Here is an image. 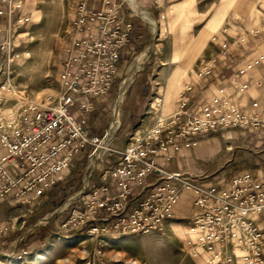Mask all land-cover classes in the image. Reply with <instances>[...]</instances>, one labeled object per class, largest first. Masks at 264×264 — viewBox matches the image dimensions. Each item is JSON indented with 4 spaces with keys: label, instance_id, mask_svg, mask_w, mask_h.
I'll return each instance as SVG.
<instances>
[{
    "label": "built area",
    "instance_id": "built-area-1",
    "mask_svg": "<svg viewBox=\"0 0 264 264\" xmlns=\"http://www.w3.org/2000/svg\"><path fill=\"white\" fill-rule=\"evenodd\" d=\"M73 1L69 40L58 72L61 91L53 99H33L17 90L10 79L18 56L17 32L30 16L21 11V0H0V147L4 150L0 154V201L19 202L32 213V203L64 194L61 205L33 226L62 214L59 230L102 239L162 231L180 192L191 191L200 208L187 230L191 256L203 258L206 264H264V226L260 225L264 178L249 170L222 185L168 168L182 148L195 147L199 138L219 129L264 131V108L243 111L222 87L209 100L196 101L189 83L179 91L171 115L162 113L157 99L149 113L150 124L130 133L123 146L114 147L113 136L106 139L110 130L93 133L87 118L113 88L131 42L132 23L120 13L124 0H98V5ZM229 30L225 27L210 36L223 55L229 46ZM263 30L264 22L251 26L233 42L245 43L247 35L257 37ZM216 60L215 56L201 59L196 76L211 74ZM263 60L264 54L258 53L237 69L235 77ZM259 83L236 85L234 93L242 94ZM257 105L256 101L251 104L255 109ZM74 164L81 172L80 185L68 194L60 189ZM10 231L8 222L0 223V240ZM8 253L23 259L30 252L14 247Z\"/></svg>",
    "mask_w": 264,
    "mask_h": 264
},
{
    "label": "rangeland",
    "instance_id": "rangeland-1",
    "mask_svg": "<svg viewBox=\"0 0 264 264\" xmlns=\"http://www.w3.org/2000/svg\"><path fill=\"white\" fill-rule=\"evenodd\" d=\"M21 1V11L27 13L30 20L17 32L15 51L18 56L11 66V83L30 98L39 99L49 96L53 99L61 91L58 72L63 48L69 40L74 1ZM126 1L124 0L122 10L125 13H131V16L135 14L137 16H134L135 19L142 20L145 38L135 52L121 62L117 83L103 98V104L95 105L96 108L87 118L93 133L102 135L108 130L114 132L111 140L114 147L123 146L129 139L130 133L141 124L146 125L148 120L146 117L151 114L146 112L148 105L145 104L144 98L141 96L140 99L135 98L132 102L129 101V97L133 89L147 79L145 74L150 73V54L151 59L153 56L169 54L176 37V28L171 26L172 17L165 15V12H168V6L162 10L147 3L146 11L149 16L147 13L144 14L154 20L152 26L139 13L141 11H134L129 5L130 1ZM251 4V1L247 2V6ZM205 5L203 7H207ZM206 20L207 17H201L194 28L189 29V34L197 33ZM224 28L222 26L217 31ZM147 47L150 49L145 61L131 65L135 57ZM26 52L28 55L25 54ZM123 86L126 87L125 94ZM132 106L139 107V113H131L129 118L131 124L127 130L124 120L126 112ZM127 131L129 134H126ZM3 151L1 148L0 152ZM78 169L79 166L74 164L67 180L62 184L60 189L62 192L68 190V194H71L79 188ZM186 198L183 204L188 208L191 202L189 194ZM56 201L46 202L48 209L41 216L32 218L22 230L15 231L5 244L0 245V264H206L189 253L190 246L186 238L189 225L181 220L169 222L162 231L150 234H118L102 239L93 238L85 233L71 236L73 232L59 230V224L64 218L62 214L51 216L46 223L33 226L57 207ZM66 234L70 236L65 237ZM14 247H25L30 253L23 259H15L8 253Z\"/></svg>",
    "mask_w": 264,
    "mask_h": 264
},
{
    "label": "crops",
    "instance_id": "crops-1",
    "mask_svg": "<svg viewBox=\"0 0 264 264\" xmlns=\"http://www.w3.org/2000/svg\"><path fill=\"white\" fill-rule=\"evenodd\" d=\"M248 1L252 2L251 6H247ZM136 2L145 9L147 3L162 10L168 6V12H165V15L172 17L170 21L171 26L176 28V37L169 54H161L159 57L153 56L152 59L150 54V73H146L147 79H144L138 87L133 89L129 101L133 102L135 98L140 99L142 96L145 104L148 105L146 112L149 114L157 99H160L162 113L169 116L177 108L179 91L186 84L191 83L193 85L191 96L196 101L209 100L222 87L230 94L239 109L255 112L264 108V60L246 74L235 77L237 69L246 61L255 58L258 53L264 54V30L257 37L247 35L245 43L235 44L233 42L240 32H246V29L251 26L263 24L264 0H136ZM89 4L98 5L99 1L89 0ZM203 4H206L207 7H203ZM129 5L134 11L139 12L131 4ZM120 13L126 21L134 24L130 33L131 42L128 52L122 55V58L125 59L131 56L135 49L142 44L145 31L141 23L142 20L135 19L134 13V16H131V13H125L122 8ZM139 13L152 26L154 25L153 19L147 17L143 12ZM161 14L163 17V13ZM201 17H207L205 23L203 22L197 33L189 34V29H193ZM222 26L229 28L231 32L229 46L224 55L220 53L219 46L210 41V36ZM149 49L147 47L139 53L131 65L145 61ZM211 56L217 58L211 74L201 78L197 77L195 71L201 58ZM121 66L120 62L119 71ZM162 71L164 72L162 73ZM234 77L235 80L233 81ZM249 81H259L260 83L251 86L242 94L234 93L236 85ZM125 91L126 87L124 94ZM253 101L258 103L257 109L251 106ZM131 113H139V107L132 106L126 112L124 125L127 124V130L131 124L129 122ZM151 117V115L147 116L146 125L141 124L137 129L143 130L148 126ZM126 134L129 132L127 131ZM2 153L0 152V154ZM168 168L181 169L192 176L201 177L203 182L222 185L227 184L234 175L249 170L264 178V131L258 129L248 131L219 129L199 138L195 147L182 148L173 161L169 163ZM78 175L80 178V169H78ZM188 194L191 202L190 207L187 208L183 203ZM57 198L52 196L50 200L41 199L38 203H32L30 205L34 209L32 213L28 211L27 205L1 200L0 223L8 222L11 226V231L5 238L8 239L15 234V231L22 230L32 218L41 216L48 209L46 202L56 201ZM194 199L195 195L191 191L182 190L179 201L173 208L172 216L165 225L180 220L190 225L200 214V208L194 204ZM256 218L261 220L260 216H256ZM260 225L264 226V221H260Z\"/></svg>",
    "mask_w": 264,
    "mask_h": 264
},
{
    "label": "bare ground",
    "instance_id": "bare-ground-1",
    "mask_svg": "<svg viewBox=\"0 0 264 264\" xmlns=\"http://www.w3.org/2000/svg\"><path fill=\"white\" fill-rule=\"evenodd\" d=\"M125 1H126V0H125ZM129 1H130L131 5H132L136 10L141 11V12H143V13H147L146 9L143 8L142 6H140V5L136 2V0H129ZM126 2H127V1H126ZM147 16H149L148 13H147ZM113 134H114L113 131H108V134H107V136H106V139L112 137ZM117 243H118V242H117ZM204 256H205V255H204ZM200 260L203 262V258H200Z\"/></svg>",
    "mask_w": 264,
    "mask_h": 264
},
{
    "label": "trees",
    "instance_id": "trees-1",
    "mask_svg": "<svg viewBox=\"0 0 264 264\" xmlns=\"http://www.w3.org/2000/svg\"><path fill=\"white\" fill-rule=\"evenodd\" d=\"M133 23H132V29H133ZM117 81H118V79L116 78L115 80H114V83H113V86L117 83ZM54 196H56V197H58L56 200H58V201H56V204H57V207L58 206H60L61 205V203L63 202V200L65 199V195L64 194H62L61 196H57V195H54ZM54 201V200H53ZM7 240V238H2L1 239V241L2 242H4V241H6Z\"/></svg>",
    "mask_w": 264,
    "mask_h": 264
},
{
    "label": "water",
    "instance_id": "water-1",
    "mask_svg": "<svg viewBox=\"0 0 264 264\" xmlns=\"http://www.w3.org/2000/svg\"><path fill=\"white\" fill-rule=\"evenodd\" d=\"M3 244H4V242H1V243H0V245H3Z\"/></svg>",
    "mask_w": 264,
    "mask_h": 264
}]
</instances>
